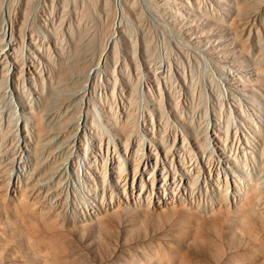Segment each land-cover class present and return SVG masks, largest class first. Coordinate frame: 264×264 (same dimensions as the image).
<instances>
[{
  "label": "rangeland",
  "instance_id": "rangeland-1",
  "mask_svg": "<svg viewBox=\"0 0 264 264\" xmlns=\"http://www.w3.org/2000/svg\"><path fill=\"white\" fill-rule=\"evenodd\" d=\"M0 264H264V0H0Z\"/></svg>",
  "mask_w": 264,
  "mask_h": 264
}]
</instances>
